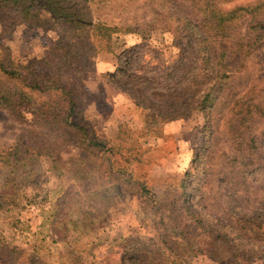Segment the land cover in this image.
Wrapping results in <instances>:
<instances>
[{
    "label": "rangeland",
    "instance_id": "374dc122",
    "mask_svg": "<svg viewBox=\"0 0 264 264\" xmlns=\"http://www.w3.org/2000/svg\"><path fill=\"white\" fill-rule=\"evenodd\" d=\"M48 1L0 17V264H264V0Z\"/></svg>",
    "mask_w": 264,
    "mask_h": 264
},
{
    "label": "trees",
    "instance_id": "16d2710c",
    "mask_svg": "<svg viewBox=\"0 0 264 264\" xmlns=\"http://www.w3.org/2000/svg\"><path fill=\"white\" fill-rule=\"evenodd\" d=\"M223 2L226 0H222ZM19 3V4H18ZM29 3V4H28ZM56 3L49 2L47 0L46 3H44V0H0V17L1 21H5L4 16L6 15L4 13L3 6L8 7L9 5H13L12 7H15L16 10H19V19H26V17H29L31 14L34 15L36 9L39 6H45V8L48 9L49 12H51L52 15H58L64 18V23L69 25H82L84 22V18L79 15L78 13H70L69 9L67 7L62 6L61 8H55ZM32 17V16H31ZM105 29V38H107L106 42H110L111 39V33L115 30L114 27H110L107 25H103ZM52 84L60 85L59 88H61L62 91H65V88L61 87V84H57L55 80H52ZM39 83L31 84V89H38ZM51 89V88H50ZM56 89V88H55ZM69 93V92H67ZM70 94V93H69ZM65 99H63L62 106L59 105L58 109L55 111L53 109H48V111H41L39 110L36 114L34 112H30L31 115H33V119L38 118L41 119V121L48 122V119L56 120L57 125H62L65 128H71L75 129L78 132L81 133L82 139L84 141L86 140V135L88 134V129H86V126L82 124V121L75 123L73 121V116L76 113V107L75 102L71 96L64 95ZM59 110V111H58ZM44 119V120H43ZM65 132V131H64ZM88 144H91L93 146L100 147L103 150H106L105 146L103 145V142L94 138L92 140H89ZM28 150H21L20 145H14L10 148L0 147V169L11 167V170H14L18 163H21L23 160H25V155ZM38 153L40 151L38 150ZM2 197V196H1ZM0 197V198H1ZM1 206V203H0Z\"/></svg>",
    "mask_w": 264,
    "mask_h": 264
},
{
    "label": "crops",
    "instance_id": "0c3cea01",
    "mask_svg": "<svg viewBox=\"0 0 264 264\" xmlns=\"http://www.w3.org/2000/svg\"><path fill=\"white\" fill-rule=\"evenodd\" d=\"M114 65H115V62L113 60V57H110L104 53L99 56L97 63H96L97 71L101 74L112 70L114 68ZM111 132L113 133L112 128H111ZM167 132L169 131L167 130Z\"/></svg>",
    "mask_w": 264,
    "mask_h": 264
}]
</instances>
